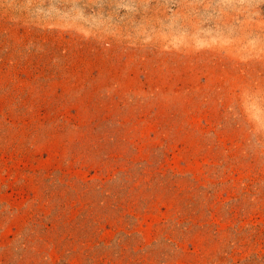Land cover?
<instances>
[{
	"label": "rangeland",
	"instance_id": "rangeland-1",
	"mask_svg": "<svg viewBox=\"0 0 264 264\" xmlns=\"http://www.w3.org/2000/svg\"><path fill=\"white\" fill-rule=\"evenodd\" d=\"M0 264H264V0H0Z\"/></svg>",
	"mask_w": 264,
	"mask_h": 264
}]
</instances>
